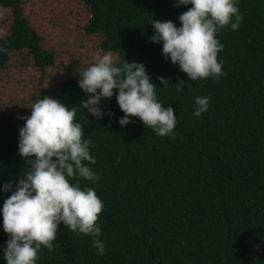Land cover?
<instances>
[{
  "label": "trees",
  "instance_id": "16d2710c",
  "mask_svg": "<svg viewBox=\"0 0 264 264\" xmlns=\"http://www.w3.org/2000/svg\"><path fill=\"white\" fill-rule=\"evenodd\" d=\"M0 3L13 9L11 30L0 40V48L8 50L0 52V69L22 49L33 53L40 68L54 65L56 53L44 48L46 37L25 16L21 0ZM80 3L89 21L83 33L75 32L65 53L75 59L77 51L84 63L98 44L99 55L111 52L118 66L125 60L143 63L159 102L175 111V136H158L138 117L121 125L118 89L111 99L102 98L105 115L99 119L80 104L86 94L78 78L64 81L59 91L41 89L37 100L52 96L76 108L75 122L84 126L83 138L91 140L97 163L88 166L99 179L78 182L94 188L103 201L98 223L105 254H96L93 237L70 232L61 222L55 249L42 247L37 264H264V0H237L243 15L239 29L229 25L217 33L224 45L218 62L226 74L219 81L188 80L178 64L163 56L162 42L150 39L155 35L150 19L172 20L179 27V15L190 4ZM65 29L71 32V25ZM160 77L169 81L167 87ZM180 80L182 92L176 90ZM197 96L210 97L200 117L193 115ZM19 133L16 121L0 107V264H6L3 250L9 239L2 207L12 194L3 185L11 182L14 190L29 167L19 155Z\"/></svg>",
  "mask_w": 264,
  "mask_h": 264
},
{
  "label": "clouds",
  "instance_id": "9594fccd",
  "mask_svg": "<svg viewBox=\"0 0 264 264\" xmlns=\"http://www.w3.org/2000/svg\"><path fill=\"white\" fill-rule=\"evenodd\" d=\"M189 4L179 15V27L172 20L150 19L155 29L150 39L162 42L163 56L178 64L188 80L213 77L219 81L226 74L218 62L224 45L217 33L229 25L238 30L243 15L237 0H175L177 7ZM0 52L8 50L0 48ZM79 74V87L86 94L80 104L87 112L102 118V98L111 99L118 89L116 100L124 113L121 125L138 117L158 136L174 138L175 111L159 102L157 86L143 63L125 60L118 66L113 54L105 52ZM159 79L164 87L169 85L164 77ZM183 82L176 83L178 92L183 91ZM209 104V96H197L193 115L200 117ZM29 108L31 115L22 117L25 123L19 133V155L27 161L28 170L14 190L11 182L3 185V191H12L2 207L3 230L9 236L3 250L6 264H37L42 247L49 252L55 249L61 222L70 232L93 237L96 254L104 255L98 223L103 201L94 188H82L78 182L81 178L96 182L99 177L88 166L97 161L90 154L91 140L83 138L84 126L75 122L76 108L52 96H43ZM69 178L77 182L71 183Z\"/></svg>",
  "mask_w": 264,
  "mask_h": 264
},
{
  "label": "rangeland",
  "instance_id": "374dc122",
  "mask_svg": "<svg viewBox=\"0 0 264 264\" xmlns=\"http://www.w3.org/2000/svg\"><path fill=\"white\" fill-rule=\"evenodd\" d=\"M21 2L25 16L34 19L33 26L46 37L43 47L56 53L57 58L54 65L40 68L35 64L34 55L29 49L16 50L0 69V107L16 121L20 129L25 123L22 117L31 115L29 107L36 102L41 89L59 91L64 81L70 78L81 79L79 70H83L88 64L90 66L91 59L101 53L100 46L96 44L88 53L87 59H84V63L78 59L77 51L75 59L69 58L65 53L69 41L75 37V32L80 30L83 33L89 21V15L80 0ZM12 22L13 9L0 3V40L10 32ZM67 24L71 25V32L65 29Z\"/></svg>",
  "mask_w": 264,
  "mask_h": 264
}]
</instances>
